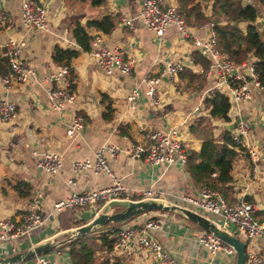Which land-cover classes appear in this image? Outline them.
<instances>
[{
    "label": "crops",
    "instance_id": "0c3cea01",
    "mask_svg": "<svg viewBox=\"0 0 264 264\" xmlns=\"http://www.w3.org/2000/svg\"><path fill=\"white\" fill-rule=\"evenodd\" d=\"M41 1L49 9L47 32L23 27L20 21L22 0H0V10L9 13L12 19L7 26L0 25V51L7 47L11 39L17 42L23 40V60L34 70L27 82H14L6 87L0 81V99L12 100L17 105V115L12 122L0 121V220L9 217L18 219L30 209L31 199L37 192L43 195L40 210L45 217L43 225L30 234L0 240V260L48 244L45 246L47 250L41 254L56 264H72L67 247H63L67 242L65 235L76 228L71 226L74 220L85 221V224L89 222L95 208L54 213L53 205L74 189L88 191L111 184L108 175L75 166L78 161L94 160L102 146L117 148L114 155L107 150L105 157L114 173L122 178L127 199L134 198L138 190L154 188L168 193V202L194 209L219 224V217L202 212L193 203L180 198L199 196V189L193 184L186 166L151 164L133 159L126 153L132 142L142 141L144 133L151 129L167 130L178 126L187 150L199 151L204 137L201 133L203 125L207 124L208 129L218 135L224 127L233 131L240 120H247L251 130L246 143L258 148L263 156L260 176L248 187L251 164L248 156L243 154L234 164L232 185L237 201L245 197L257 203L256 219L264 222V89L251 85L253 98L242 103L240 111H230V122L213 119L205 102L211 79L206 77L203 86L199 87L197 84L201 82L189 83L188 79L182 80L179 75L174 79L166 75L167 63L186 62L197 50L196 46L174 26L163 37H157L139 16L143 0H107L101 7H94L89 0ZM163 3L167 7L177 4V1L163 0ZM108 14L117 17L116 27L111 33H102L95 28L89 32L94 37L102 36L110 48L125 49L134 61L133 73L125 75L116 71L108 75L100 68L91 51L82 52L71 63L77 100L62 111L54 109L47 90L56 85L50 81L58 71V63L53 59L55 48H79L72 34L74 24H86ZM124 15L132 19L133 29L122 22ZM196 32L201 36L208 35V25L197 27ZM253 58L256 59L251 55L250 60ZM147 74H165L159 87L163 103L160 106L153 104L142 87L137 107L131 109L127 96ZM104 95L106 101H103ZM109 104L112 111L108 109ZM78 114L85 117L86 125L70 137L67 129ZM51 150L60 154L63 168L59 173L50 174L39 166L41 156ZM71 181H75V185ZM19 182L29 183V196H22L16 190L15 185ZM98 210L101 213L103 209L98 207ZM150 219L160 221V227L150 230V233L162 244L174 264H236V257L222 251L212 255L207 247L199 244L198 238L205 230L180 213L150 211L128 222L142 230ZM247 244L248 248L264 257L263 238H254ZM95 245L98 264H160V259L151 250L136 249L131 255H126L116 248H102L99 239ZM36 256L21 262L38 264Z\"/></svg>",
    "mask_w": 264,
    "mask_h": 264
},
{
    "label": "built area",
    "instance_id": "2783aa9c",
    "mask_svg": "<svg viewBox=\"0 0 264 264\" xmlns=\"http://www.w3.org/2000/svg\"><path fill=\"white\" fill-rule=\"evenodd\" d=\"M49 9L41 0H22L20 6V21L25 29H38L43 32L49 31L48 21ZM140 18L143 23L159 38L163 37L166 31L172 26L177 27L181 33L191 39L197 50L203 53L211 62V67L207 70L203 66L196 64L191 57L186 62L178 61L167 63L166 75L174 79L178 74L188 67L211 79L212 84L206 93L220 91L226 94L231 103V110L240 111V105L253 98L251 85L264 89L258 76L255 73L256 59H246L242 63L232 60L229 55L219 48L214 23H209V33L201 36L196 32V28L191 19L184 15L178 4L165 6L163 0H143L140 11ZM12 22L11 16L4 10H0V25L7 26ZM122 22L133 29L132 19L122 16ZM91 54L97 60L98 65L108 75L116 71L131 75L134 70V61L121 47L110 48L103 37L96 35L92 39ZM25 42L11 39L7 47L0 51V58L6 59L9 70L0 73L1 83L8 87L12 83L27 82L34 70L29 67L22 57V49ZM250 71V76L246 70ZM165 75V74H164ZM164 75L147 74L141 83L135 86L127 96L128 106L131 109L137 107V100L144 87L147 98L155 105H162L163 98L160 92V85ZM50 81L56 85L47 90L51 106L62 111L67 106L72 105L77 100L76 89L73 85L72 67L58 63V71L52 75ZM17 115V105L9 99H0V121L4 123L12 122ZM85 117L82 114L76 115L67 134L70 137L78 134L85 127ZM251 128L247 120H240L236 129L233 130V139L239 143L243 142L244 149H236L246 154L251 164V174L248 187L259 179L260 163L263 156L258 148L246 143ZM109 150L114 155L117 148L114 146H102L95 154L94 160L76 162L77 168L91 169L94 173H104L111 179V184L102 189H92L88 191L72 192L65 198L56 201L53 205V212L60 213L67 209L75 208H95L92 216L93 220L100 214L98 207L104 209L105 205L112 200L127 199L126 187L122 183V178L117 176L109 165L105 153ZM126 153L136 160H142L151 164H166L167 166H186L188 160L187 148L181 137V130L178 126H172L167 130L151 129L144 133L142 141L132 142L126 149ZM39 166L50 174L59 173L63 168L60 154L56 151L45 152L40 160ZM75 181L71 184L75 185ZM168 193L158 191L154 188L138 190L133 200L159 199L166 200ZM43 195L37 192L31 199L30 209L23 213L18 219L4 218L0 220V240H11L23 237L36 230L45 222V217L41 212ZM185 201L193 203L202 212L219 217L218 224L222 229L233 235L244 237L248 242L257 237L264 239V222L256 219L258 205L256 202L242 198L235 204H229L223 194L211 188L199 189V196L191 198L180 197ZM90 220V221H91ZM89 221V222H90ZM160 221L150 219L142 230L137 225L129 222L113 225L109 228L110 236L115 239L114 248L123 251L126 255H131L136 249L151 250L160 259V264H174L173 259L164 251L162 244L150 233L152 229L160 227ZM198 243L209 249L212 255L222 251L227 255L237 257L235 248L223 241L214 233L205 230L198 238ZM38 264H56L44 254L36 256ZM11 264H23L15 262ZM245 264H264V257L254 250L246 248Z\"/></svg>",
    "mask_w": 264,
    "mask_h": 264
},
{
    "label": "trees",
    "instance_id": "16d2710c",
    "mask_svg": "<svg viewBox=\"0 0 264 264\" xmlns=\"http://www.w3.org/2000/svg\"><path fill=\"white\" fill-rule=\"evenodd\" d=\"M86 1V0H78ZM94 7H101L107 0H89ZM181 12L188 16L195 26H204L214 23L217 36V43L220 49L224 50L229 57L237 63H242L251 55L256 57L255 73L261 85L264 87V36L263 30L257 25L258 10L256 3H261L264 10V0H176ZM117 24V17L108 14L100 19L89 20L86 24L77 22L72 28L73 38L79 48L56 47L53 59L59 64L71 63L82 52L92 50V39L94 36L89 30L95 28L102 33H111ZM196 64L204 67L205 70L211 67L210 60L199 50L192 54ZM9 70L6 59H0V73ZM182 80L188 79L189 83L203 86L205 75L186 69L180 72ZM73 88L75 82L73 78ZM104 95L103 101H106ZM205 102L209 107V115L213 119H219L226 123L231 121V103L229 97L216 90L208 93ZM110 111V104L108 106ZM207 122H205L206 124ZM201 124L204 122L201 121ZM194 130V128H193ZM203 142L201 149L187 150V170L193 184L198 188H211L220 191L229 204L237 201L233 189V167L243 153L236 147L244 149L243 142L237 143L233 139V131L224 127L220 134H216L207 124L201 128ZM22 196H29L31 187L27 182H19L15 185ZM85 221H73L71 226L79 227ZM119 225V224H113ZM62 227L63 224H62ZM71 233L65 235L67 247L72 264H98L95 256L97 246L95 241H101V247L107 250L114 248L115 239L110 236L109 229H98L83 236L71 237ZM69 239V240H68Z\"/></svg>",
    "mask_w": 264,
    "mask_h": 264
},
{
    "label": "water",
    "instance_id": "95a60500",
    "mask_svg": "<svg viewBox=\"0 0 264 264\" xmlns=\"http://www.w3.org/2000/svg\"><path fill=\"white\" fill-rule=\"evenodd\" d=\"M245 72L248 76L251 75L248 69ZM114 206L120 207V210L116 212H111L110 209ZM156 210L180 213L187 217L193 223L203 228L204 230L214 233L215 236L221 238L223 241L232 245L235 248L237 253L236 264H245L247 242L243 238L238 235H233L228 231L222 229L213 219L194 209L172 202H165L164 200L159 199L112 200L105 205L102 212L93 220L73 229L70 238H74L76 236H83L85 234L91 233L103 227L110 226L112 224H123L145 212ZM46 245L48 244H41L24 253L8 257L6 259H2L0 260V264H11L15 262H20L26 258L40 255L42 252H45V250H47L45 248Z\"/></svg>",
    "mask_w": 264,
    "mask_h": 264
},
{
    "label": "rangeland",
    "instance_id": "374dc122",
    "mask_svg": "<svg viewBox=\"0 0 264 264\" xmlns=\"http://www.w3.org/2000/svg\"><path fill=\"white\" fill-rule=\"evenodd\" d=\"M256 6H257V10H258V19H257V25L263 30V36H264V23L262 22L263 20V17H264V10H263V7H262V4L261 3H256ZM120 210V207L118 206H114V207H111V211H119ZM106 227H103L101 229H105Z\"/></svg>",
    "mask_w": 264,
    "mask_h": 264
}]
</instances>
